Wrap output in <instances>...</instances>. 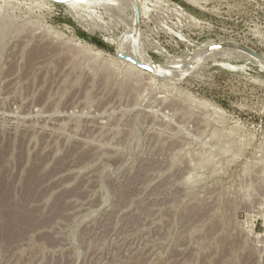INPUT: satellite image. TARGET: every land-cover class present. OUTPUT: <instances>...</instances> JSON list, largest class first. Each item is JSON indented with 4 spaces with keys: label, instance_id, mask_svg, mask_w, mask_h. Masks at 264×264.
<instances>
[{
    "label": "rangeland",
    "instance_id": "374dc122",
    "mask_svg": "<svg viewBox=\"0 0 264 264\" xmlns=\"http://www.w3.org/2000/svg\"><path fill=\"white\" fill-rule=\"evenodd\" d=\"M59 2L0 0V264H264V0Z\"/></svg>",
    "mask_w": 264,
    "mask_h": 264
},
{
    "label": "bare ground",
    "instance_id": "6f19581e",
    "mask_svg": "<svg viewBox=\"0 0 264 264\" xmlns=\"http://www.w3.org/2000/svg\"><path fill=\"white\" fill-rule=\"evenodd\" d=\"M57 1H59V0H57ZM123 1L128 6L127 0H123ZM133 27H134V21L130 22L127 25V28H128L127 32L129 33ZM116 53L122 54V52L120 50H118V51L116 50ZM247 54H249L252 58H255V56L252 55L251 53H247ZM122 55H124V54H122ZM124 56L135 60L141 66L139 68H145L147 70L149 68L152 70H162L161 67L157 64H153V63L150 64V63L141 61L139 59L133 58L129 55H124ZM165 74L168 76L170 75V73H165ZM36 182H37V179L35 177V172L33 171L29 175L28 180L26 181V184L22 188L23 191L20 195L19 200L17 199L19 201V204H17L16 206H12L11 203L9 202L10 194L8 191V184L5 183L3 180L0 181V208L3 209L4 211L5 210L7 211V221H6V224L4 226V231H9V230L12 231V230H16V229L19 230V229L25 228L26 226H29L32 223L33 216L26 214L24 207L27 204L28 199H34V198L39 197V192L35 190ZM17 200L15 199V201H17ZM10 231H9V233H10Z\"/></svg>",
    "mask_w": 264,
    "mask_h": 264
},
{
    "label": "water",
    "instance_id": "95a60500",
    "mask_svg": "<svg viewBox=\"0 0 264 264\" xmlns=\"http://www.w3.org/2000/svg\"><path fill=\"white\" fill-rule=\"evenodd\" d=\"M45 1L53 2V3H60V4H61V2L56 1V0H45ZM241 49H242V50H245V52H247V53L255 54V53H253V52H251V51H249V50H247V49H245V48H242V47H241ZM115 54H116V57H117L118 59H120V60H124V61H127V62L133 64V65L136 66V67H141V66H140L135 60H133V59H131V58H128V57H125V56L122 55V54H117L116 52H115ZM262 65L264 66V62L262 63ZM141 69L148 71V70L145 69V68H141Z\"/></svg>",
    "mask_w": 264,
    "mask_h": 264
},
{
    "label": "trees",
    "instance_id": "16d2710c",
    "mask_svg": "<svg viewBox=\"0 0 264 264\" xmlns=\"http://www.w3.org/2000/svg\"><path fill=\"white\" fill-rule=\"evenodd\" d=\"M82 36H84L85 38H87L88 40H91L88 36H86V35H82ZM97 42V41H96ZM97 45L99 46V47H104V45L101 43V42H97Z\"/></svg>",
    "mask_w": 264,
    "mask_h": 264
}]
</instances>
